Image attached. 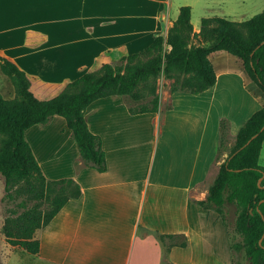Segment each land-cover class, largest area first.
Segmentation results:
<instances>
[{
    "label": "crops",
    "instance_id": "1",
    "mask_svg": "<svg viewBox=\"0 0 264 264\" xmlns=\"http://www.w3.org/2000/svg\"><path fill=\"white\" fill-rule=\"evenodd\" d=\"M228 1L0 0V50L44 81L73 80L103 51L115 60L122 47L144 51L155 35H167L183 5L191 7L194 33L204 17L242 22L220 12ZM232 1L240 7L246 0ZM27 31L44 34L46 42L26 47ZM208 60L214 85L197 94L169 91L159 96L155 113L131 114L119 95L86 108L88 128L105 152L104 172L83 163L63 117L28 128L25 137L45 177L72 178L80 195L37 232L38 254L6 243L0 264H231L226 227L197 202L214 178L220 120H228L234 138L264 107V93L249 90L238 57L217 50ZM259 164L264 167V142ZM159 235H184L186 246L166 250Z\"/></svg>",
    "mask_w": 264,
    "mask_h": 264
},
{
    "label": "trees",
    "instance_id": "2",
    "mask_svg": "<svg viewBox=\"0 0 264 264\" xmlns=\"http://www.w3.org/2000/svg\"><path fill=\"white\" fill-rule=\"evenodd\" d=\"M196 39V43L193 40ZM46 42V36L27 31L24 45L32 48ZM169 49H164V46ZM225 50L238 57L252 85L249 90L264 93V10L248 20L204 17L200 31L193 32L191 7L181 6L166 36L155 35L139 53L120 49L115 60L110 51L99 54L90 69L80 77L47 82L27 73L0 50V68L16 94L11 99L0 95V175L9 200L19 199V212L10 210L2 227L8 244L36 255L40 251L37 232L61 208L80 195L72 178L47 179L25 137L36 124H46L53 116L65 119L83 163L98 172L106 170V157L100 136L93 134L84 113L95 100L111 95L127 96L148 102L130 106L131 114L155 113L159 109L157 79L170 80V92L200 93L214 85L216 75L208 55ZM216 161L226 148L229 122H219ZM256 135L248 144L247 141ZM264 142V107L254 112L238 129L234 147L220 164L208 188L204 210L218 214L226 227L232 255L231 264H264V167L259 154ZM168 250L186 246L184 235H159ZM165 264H172L165 262Z\"/></svg>",
    "mask_w": 264,
    "mask_h": 264
},
{
    "label": "rangeland",
    "instance_id": "3",
    "mask_svg": "<svg viewBox=\"0 0 264 264\" xmlns=\"http://www.w3.org/2000/svg\"><path fill=\"white\" fill-rule=\"evenodd\" d=\"M264 4V0H246L244 4H241L240 7L236 5L235 1L229 0L226 5L223 6V10L220 11L222 14H226L227 17H231L235 15V18H238L237 20H247L253 15L259 13L258 11L262 8ZM186 6V5H183ZM189 6V5H188ZM195 13V11H194ZM196 43L197 41H194ZM164 49H169V46H164ZM118 61L120 58L117 59ZM0 73L1 71L0 68ZM0 74V95L5 99H11L15 96L16 91L15 87L11 81V79L3 73V76ZM171 81L166 79L163 75H160L157 79V86H158V94L159 96H165L168 95L169 87H170ZM125 100L128 105L130 106H138L142 103L148 102L147 99L134 101L130 97L124 96ZM4 135L0 133V145L3 140ZM235 137H228L227 144L225 145V149L223 152H221V156L219 160L216 162L215 167L213 168V176L214 178L217 175L218 169L220 164L224 161V159L227 157V155L230 153L232 148L234 147ZM213 178V180H214ZM213 182V181H212ZM4 179L0 175V247L7 243L5 236L3 234L2 227L6 221V218L10 215V210H16L20 211L17 207V203L19 199L16 200H9L6 197V192L4 189Z\"/></svg>",
    "mask_w": 264,
    "mask_h": 264
},
{
    "label": "water",
    "instance_id": "4",
    "mask_svg": "<svg viewBox=\"0 0 264 264\" xmlns=\"http://www.w3.org/2000/svg\"><path fill=\"white\" fill-rule=\"evenodd\" d=\"M256 135H254L253 137H251L246 144H248Z\"/></svg>",
    "mask_w": 264,
    "mask_h": 264
}]
</instances>
